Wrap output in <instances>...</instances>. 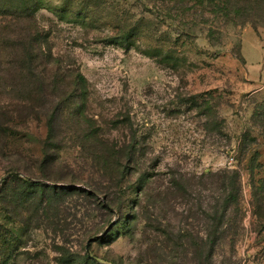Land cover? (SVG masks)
<instances>
[{
  "label": "rangeland",
  "instance_id": "rangeland-1",
  "mask_svg": "<svg viewBox=\"0 0 264 264\" xmlns=\"http://www.w3.org/2000/svg\"><path fill=\"white\" fill-rule=\"evenodd\" d=\"M35 3L0 14V38L40 34L84 75L95 139L81 145L65 113L48 140L41 110L0 97V188L12 167L49 186L18 185L8 214L0 203V264H264V13L232 24L188 0ZM106 147L117 165L103 170Z\"/></svg>",
  "mask_w": 264,
  "mask_h": 264
},
{
  "label": "trees",
  "instance_id": "trees-1",
  "mask_svg": "<svg viewBox=\"0 0 264 264\" xmlns=\"http://www.w3.org/2000/svg\"><path fill=\"white\" fill-rule=\"evenodd\" d=\"M195 7L214 19H222L232 24L261 19L264 13V0H188ZM36 9L35 0H0V14L13 17H31ZM254 18V19H253ZM40 34H13L0 38V97L7 99L6 104L22 107L30 114L46 116L48 140L64 122L67 114L73 128V138L83 141L94 137L95 128L85 113L88 98V82L84 75L76 70L65 69L50 50ZM21 117V116H20ZM24 118V115L21 117ZM68 122V121H67ZM79 130V131H78ZM93 148V146H91ZM7 149L6 143L0 145V152ZM102 165L96 166L112 169L116 167L114 150L106 147L103 151ZM15 171L26 173L28 178L21 177ZM43 172V171H42ZM8 177L0 188V203L8 214L11 205L18 203L23 193H17V186L28 184L34 190L44 192L49 186L31 181L36 178L33 169L25 167L10 168ZM62 189V188H60ZM53 190H57L53 187ZM0 229V236H5ZM90 264H96L98 258L87 257Z\"/></svg>",
  "mask_w": 264,
  "mask_h": 264
}]
</instances>
